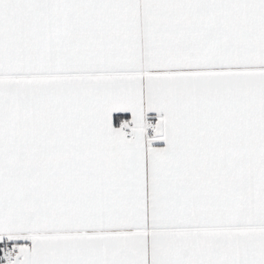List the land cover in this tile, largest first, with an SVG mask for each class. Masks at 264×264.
I'll return each mask as SVG.
<instances>
[{"label":"snow or ice","instance_id":"snow-or-ice-1","mask_svg":"<svg viewBox=\"0 0 264 264\" xmlns=\"http://www.w3.org/2000/svg\"><path fill=\"white\" fill-rule=\"evenodd\" d=\"M0 264H264V0H0Z\"/></svg>","mask_w":264,"mask_h":264}]
</instances>
